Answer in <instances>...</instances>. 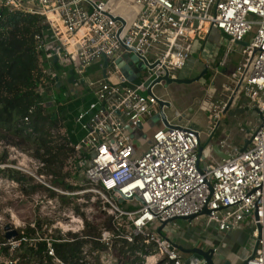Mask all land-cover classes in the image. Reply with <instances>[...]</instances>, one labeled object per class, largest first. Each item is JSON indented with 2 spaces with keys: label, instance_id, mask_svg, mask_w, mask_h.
Masks as SVG:
<instances>
[{
  "label": "built area",
  "instance_id": "obj_1",
  "mask_svg": "<svg viewBox=\"0 0 264 264\" xmlns=\"http://www.w3.org/2000/svg\"><path fill=\"white\" fill-rule=\"evenodd\" d=\"M3 10L42 17L50 36L47 33L37 39L47 59L70 65L74 74L86 73L92 67L101 73L89 84L94 99L76 117L83 131L75 147L81 156L79 166L86 176L85 184L73 190L48 187L59 196L51 199L56 208L63 196H78V205L89 203L84 200L88 198L101 210L102 218L112 217L124 231L116 235L103 223L100 236L89 237L84 232L85 221L94 223L93 218L65 206L62 215L68 219L66 224L53 225L54 229L59 227L56 231L60 237H66L67 232L77 235L84 241L82 255L89 260L98 254L90 241L98 240L107 248L100 252L103 264H128L131 259L135 264H201L193 256L186 261L179 243L170 235L179 220L173 218L196 215L188 224H214L220 232L246 223L252 228L254 246L258 242L248 264H264V0H0V12ZM56 23L70 40L61 37L64 34L56 30ZM255 25L256 33L247 42L245 37ZM212 32L227 35L231 45L247 42L245 62L234 73L233 92L239 86L237 97L241 96L244 86L245 104L258 114L257 123L249 129L252 139L245 150L227 138L217 142L228 154L226 159L214 153L215 142L206 145L200 155L201 131L190 125L159 127L151 136H142L138 128L158 113L156 97L142 95L139 90L147 89L146 82L164 67L170 75H192L190 63L196 58L195 52L206 57L213 48L210 55L215 57L222 46L210 43ZM208 43L212 45L209 48ZM127 49L137 54L131 68L139 67L132 72L138 74L140 85L131 82L121 68V62L129 63L123 58ZM206 61L209 66V58ZM153 64L155 67L150 68ZM144 69L147 72L143 76ZM225 105L221 102L213 107L214 121L220 119ZM214 131L213 126L211 137ZM216 157L221 161L209 162ZM6 168L15 167L0 162V174ZM72 202L68 205H74ZM204 209L209 214H203ZM165 221L160 234L158 228ZM5 232L4 240H0V264H16L15 253L24 251L25 243L37 238L19 235L6 239ZM116 238L138 244L127 253V262L113 252L119 244ZM61 240L46 239L53 264H64L52 245ZM140 247H144L143 253Z\"/></svg>",
  "mask_w": 264,
  "mask_h": 264
},
{
  "label": "trees",
  "instance_id": "obj_2",
  "mask_svg": "<svg viewBox=\"0 0 264 264\" xmlns=\"http://www.w3.org/2000/svg\"><path fill=\"white\" fill-rule=\"evenodd\" d=\"M42 21V17L35 14L11 13L6 10L0 12V141L6 145L32 148L34 156L44 162L54 183L73 190L76 186L69 184L67 177L74 170H79L77 163L80 153L75 147L79 140L75 125L78 109L69 105L70 102L62 101L60 96L66 87L63 84L64 89L59 91L56 88V78L48 72L52 61L47 59L45 50L37 39V36L43 37L47 33L50 36L49 26ZM56 64L52 63L59 70L60 66ZM40 87L43 91H40ZM50 89L57 90V94L52 93L55 94V99L49 94ZM50 99L54 101L49 103ZM6 158L5 152L0 157V162ZM7 172L16 181L24 183L30 179L26 174L19 175L16 170ZM38 188L41 185L34 186L30 191L23 187V190L29 193ZM61 199L69 202L73 198L63 196ZM104 223L116 235L123 234V228L117 227V221L113 223L112 217H107ZM43 224L39 219L34 226H28L25 234L19 233L21 237L37 240L25 243L24 251L15 254V259H18L16 264H53L47 254L48 232H45ZM90 225L88 224L85 235L98 238L100 230ZM36 234L39 237H34ZM76 236L70 234L68 237H57L56 239L63 240L52 244L56 256L64 264H103L100 252L106 250V246L98 240H91L92 247L98 254L89 260L82 255L84 241ZM0 240H4L3 235ZM116 240L120 245L115 246L113 252L127 262V253L138 248V244H129L122 238Z\"/></svg>",
  "mask_w": 264,
  "mask_h": 264
},
{
  "label": "rangeland",
  "instance_id": "obj_3",
  "mask_svg": "<svg viewBox=\"0 0 264 264\" xmlns=\"http://www.w3.org/2000/svg\"><path fill=\"white\" fill-rule=\"evenodd\" d=\"M56 25L61 29L62 26L60 24L56 23ZM256 30L257 26L255 25L249 35L245 37V40L247 42L251 41L256 33ZM60 32H62V29ZM204 41V39H201L200 44H203ZM209 41L210 43H220L222 46V52L220 53L218 60L215 61L216 64L217 62H219L220 64V75L214 78V75L209 72L202 80L190 84L173 83L165 86V83H160L155 86L154 93L159 96L163 95L164 97L169 99L175 97V99L178 101L177 104H175L176 106L181 107L182 109H187L185 112L190 111V113L192 114V121H190V124L201 130V139L204 146L212 143L214 138H217L224 128H228L232 132L230 140L231 144L235 142L238 145H243L244 140L249 137L248 130H252L253 125H255L258 121V114H255L254 111L249 110L243 115H237L235 117L226 116L223 120L217 121H214L212 117H210V115H213V107H215L216 105L218 106L221 102H227L232 95L234 88L233 82L236 80V78L234 77V73L236 72V68L239 65L244 64L245 62L247 55L246 53H243V50L246 46H242L239 44L231 45L230 39L227 35H220L217 32H212L209 37ZM210 43L207 44L208 48L212 46ZM230 45L232 46V48H229ZM196 54H198V52L194 53V55ZM216 64L213 65L214 68ZM65 66L69 67L70 65L61 64L57 72L58 75L63 76L64 72H66ZM97 69L98 67H92L89 68L86 73H75V78L79 82V84L76 86L68 81L67 78L69 77L67 74L63 82L66 89L68 90V94L66 96L62 93V95L60 96L62 101H64V103L70 102L69 105L71 104L74 107H77V109H79L81 106H88L91 100L94 99V94L89 84L96 81L101 75L100 72H97ZM146 72L147 70L145 69L142 71L143 76L146 75ZM175 73L185 74V71H176ZM82 80H85L87 84L85 82H82ZM139 92L142 95H148L146 89L139 90ZM55 93H58L57 90H55ZM241 93L242 100L245 101L244 86ZM49 94L54 96L55 99V94L53 95L52 91H50ZM54 99H50L51 101L49 100V103L53 102ZM198 99L200 100V102L197 104L196 101ZM195 108L198 111L193 114V112L191 111L193 109L195 110ZM79 112L80 111H78V113ZM76 117V133L79 135L80 139L83 135V131L80 124L77 122ZM213 126L215 131L213 134L214 138L212 139V137L210 136L211 134L209 133ZM140 132L142 136H151L153 131L148 126H144L143 129L140 130ZM142 141L144 143L146 142L145 139H143ZM25 148L28 147L6 145L4 142H2V145H0V157L5 152L7 153L6 160L2 162L4 164H12L15 167L14 169L6 168L3 173L0 174V177H2V181H0V236L4 235L5 224H11L14 228H17L19 233L25 234L28 226H34L36 221L40 219L44 223L43 227L45 232L46 230L48 232L46 238H57L61 236V233L56 230L60 229L59 227L54 229L53 225L55 224L57 226H61L66 224L68 219L66 216L62 215L63 208L65 206L73 207L76 213H80L84 217L87 215L88 217L93 218L94 223L87 220L85 221V230L89 228L88 224H91L90 226L99 229L100 225L104 223L107 217L102 218L101 210L88 198H84V200H88L89 203L81 202V204L78 205V196H69L73 199L69 202H65L61 199V206H57V208L55 207V204L51 202V199L59 196H57L58 194L48 186L52 185L64 190L67 189L62 185H57L54 183V180L52 179L53 177L52 175L48 174L44 162L40 161L34 156L32 148ZM79 158H81V156H79ZM208 160L210 163H212L215 160L221 161V158H209ZM79 162L80 161H78L77 163L79 170H74L72 174L67 177V182L76 186L75 189L82 188L81 185H84L86 180V176L82 168L79 166ZM7 170H12L13 172H15L16 170L19 172V175L26 174L28 176L27 178L30 179L25 180L24 183L16 181L15 178H11L9 176V172H7ZM36 185H41V188L35 189L34 191H31L29 193H25V191L23 190V187H25V189H28L30 191ZM70 202H72V204L74 203V205H68V203ZM122 206L127 207L126 205ZM165 232L167 231L165 230ZM70 234H72V232H67L66 237L70 236ZM34 237H39V235L36 234ZM34 241L35 240H33L31 243H33ZM119 245L120 243L118 244V246ZM21 252H23V250L18 252V254ZM139 252L143 253L144 247H140ZM185 255H188L190 257L189 254ZM113 257L115 258L116 256L114 255ZM128 264H135V262L131 259Z\"/></svg>",
  "mask_w": 264,
  "mask_h": 264
},
{
  "label": "water",
  "instance_id": "obj_4",
  "mask_svg": "<svg viewBox=\"0 0 264 264\" xmlns=\"http://www.w3.org/2000/svg\"><path fill=\"white\" fill-rule=\"evenodd\" d=\"M237 44L244 46L247 44V42L238 41ZM130 51H132L133 54H131ZM123 58L127 61L129 60L128 64L127 63L125 64L120 61L122 63L121 68L124 74L127 76V78L131 82H133L136 85H140L141 80L138 74H134L132 72L133 71L132 69H135L137 71L139 67L131 68V66L134 64V60L137 59V54L134 53V50L127 49V51L123 54ZM201 60L202 62L206 63V59H204L203 57H201ZM54 61H57V60L54 59ZM106 65H107V59H105V66ZM154 67H155V64L150 65V68H154ZM208 71H209V66L205 65L203 70L195 76L189 75V76L181 77L178 75H170V72L166 67H164L163 70L157 72V76L153 80H149L148 82H146V85L148 86L146 89L148 95L155 96L157 99V103H158V113L155 114V116L153 117L154 120H160L162 124L166 127H176L180 125V123L183 122L185 119H187L190 113V111L188 113H178V111L176 110L177 106L174 105L172 101L165 99L162 96L156 95L154 93V88L157 84L165 83V86H168L173 83L190 84V83L202 80L208 74ZM104 74H105V70H104ZM68 75H69L68 81L70 83L75 84L76 78H75L73 69L68 70ZM56 79L59 80V77L57 76ZM238 90H239V86H237V88L234 90V92L232 93L228 101L226 102L225 107L221 110L219 120H223L226 116L235 117L237 115H243L244 113L250 110L249 106L245 104L244 100H242V96L237 97ZM138 128L142 130L143 125L140 124ZM249 132L250 130H248V133ZM251 139H252L251 137H248L244 140V143L241 146L242 151L248 147V145L251 142ZM134 143L137 146L139 144L136 139H134ZM204 148L205 146L201 144L199 147L200 155L203 154ZM212 148H213L214 153L217 154L219 157L223 159L228 158V154L225 153L223 150H221L217 144H213ZM202 213L209 214V210L204 209ZM195 217L196 215L178 216V217L173 218L172 220L183 219L187 221H192ZM166 224H167V221L163 222L162 225L158 228V231L160 234H163V229L166 226ZM4 230L6 231L5 232L6 239H12V238L16 239L19 236V231L17 230V228H14L11 224H5ZM177 246L184 254H190L193 257L199 258L202 261L201 264H218L216 262V258H219L220 260H224L222 256L218 255L216 249L212 247L192 246L190 248H185L184 246L180 244ZM257 246H258V242H256L251 255L245 258L241 264H248V261L254 257ZM222 264H231V262L224 261V263Z\"/></svg>",
  "mask_w": 264,
  "mask_h": 264
},
{
  "label": "crops",
  "instance_id": "obj_5",
  "mask_svg": "<svg viewBox=\"0 0 264 264\" xmlns=\"http://www.w3.org/2000/svg\"><path fill=\"white\" fill-rule=\"evenodd\" d=\"M54 27L56 28L57 31H59V32L61 31V29L58 26H54ZM60 33L64 34V35H61V37L64 36V39L70 40L69 38L66 37V34L63 31ZM213 50H215V49L212 48L210 51H208V54L206 57L200 55V51H198V54L194 55L197 59L195 58L194 60H191L192 62L190 63V71L193 72L192 75H194V76L197 75L199 73V68L201 66L206 65L205 63L202 62L201 57H203L204 59L209 58V71H208V73L210 72L211 74H213L214 78L221 74L220 64H219V62H217V64H216L215 61L218 60V57L222 51L220 50V52H218V54L215 55V57H213V55H210L213 52ZM52 63H55V64L57 63L56 66L57 65L60 66L62 64L58 60L57 61L53 60ZM52 63H49L48 72L50 74H52L55 78L57 76L59 77V80L56 79V82H57L56 88L60 91V90L64 89L63 88V84H64L63 80H64V78H66L65 76L68 74V70L71 68H69L68 66H65L66 72H64L63 76H60L57 73L58 70H56L54 68ZM200 63H201V66H200ZM214 64H216L215 68L213 67ZM63 65H65V64H63ZM68 77H69V75H68ZM49 91H52V89H50ZM72 91H73V89H72ZM52 93H55V89L52 91ZM63 94L67 96L68 90L66 89L65 92H63ZM162 97H164V96L162 95ZM164 98L172 101V103L174 105L177 104V102H178L175 99V97H173L171 99L166 98V97H164ZM196 102L198 104L200 102V100L198 99ZM86 107L87 106H81L78 109V111H80L81 109H85ZM176 110L178 111V113H188L189 112V111L185 112L187 109H185V108L182 109L181 107H178V106L176 107ZM196 111H198V110L195 108V110L193 109L191 112H193V114H194ZM210 117H211V115H210ZM174 121H176V120H174ZM190 121H192V114L191 113H189L188 118L185 119L183 122H181V124H186V125H190V126L194 127L193 125L190 124L191 123ZM144 126H148L149 128L152 129V131H154L156 128L163 127L164 125L162 124V122L160 120H154V118H153V119L149 120V122H147ZM198 130H200V129H198ZM231 135H232L231 130H229L228 128H224L222 130L221 134L217 138H214V136L212 137V139L214 138V140L212 142H215L217 144V142L220 139L227 138L229 143H230ZM233 144L237 145V146H242V145L236 144L235 142ZM189 222H191V221H187V220H183V219H179V220L175 221V226L172 227V229L170 230L171 237L177 243L184 246L185 248H190V247L194 246L195 243L196 244L199 243L198 246L215 248L218 255L222 256L224 258V260H220L219 258H216V262L218 264H222V263H224V261H229V262H231V264H241L242 261L245 258H247L248 256H250L252 251H253L254 244H253L252 228L250 226H248L246 223H243L238 228L233 229L231 231L220 232L218 230V228L216 227V225H214V224H210L209 226H206L204 223H202V222L200 223L199 221H196L194 224H188ZM179 231H181V232H179ZM194 236H195V238H194ZM184 256H185L186 261L191 258V255L189 257L188 255L184 254Z\"/></svg>",
  "mask_w": 264,
  "mask_h": 264
},
{
  "label": "flooded vegetation",
  "instance_id": "obj_6",
  "mask_svg": "<svg viewBox=\"0 0 264 264\" xmlns=\"http://www.w3.org/2000/svg\"><path fill=\"white\" fill-rule=\"evenodd\" d=\"M203 65H204V64H203ZM204 66H205V65H204ZM204 66H201V67L199 68V73L203 70ZM199 73H198V74H199ZM78 84H79V82L76 81V83H75L74 85L76 86V85H78Z\"/></svg>",
  "mask_w": 264,
  "mask_h": 264
}]
</instances>
